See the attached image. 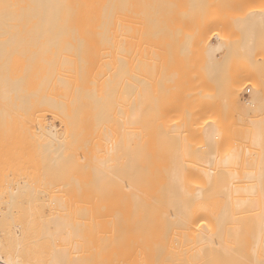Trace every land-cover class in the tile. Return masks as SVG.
Masks as SVG:
<instances>
[{
	"label": "rangeland",
	"instance_id": "rangeland-1",
	"mask_svg": "<svg viewBox=\"0 0 264 264\" xmlns=\"http://www.w3.org/2000/svg\"><path fill=\"white\" fill-rule=\"evenodd\" d=\"M125 31L122 116L126 131H137L147 157L140 174L148 177V192L141 196L162 202L156 213L189 215L197 232L172 231V245L188 246L189 264H264V100L260 109L243 110L252 92L246 94L248 83L237 101L229 97L247 69L256 67L264 76V0H127ZM79 93L83 102L74 112L77 136L67 162L52 139L43 138L42 146L34 142L32 151L18 105L0 107V184L5 189L9 179L20 181V190L12 186L14 196L0 204V236L23 255L41 258L40 264H49L54 255H73L78 243L95 251L88 249V231L80 224L92 198L91 114L88 91ZM49 123L57 136L63 132L64 124L44 112L31 133ZM206 123L217 128L215 145L205 138ZM174 170L182 173L177 181ZM248 172L252 178L245 177ZM245 185L254 188L250 197L241 189ZM111 188L104 189L110 199L104 206L118 200L121 185ZM97 246L100 255L110 248ZM114 253L122 255V264H140L143 255L156 251L123 247Z\"/></svg>",
	"mask_w": 264,
	"mask_h": 264
},
{
	"label": "bare ground",
	"instance_id": "bare-ground-1",
	"mask_svg": "<svg viewBox=\"0 0 264 264\" xmlns=\"http://www.w3.org/2000/svg\"><path fill=\"white\" fill-rule=\"evenodd\" d=\"M126 3L127 0H7L6 3L0 0V107L18 105V119L26 124L29 136L31 134L33 142L29 148L32 151L34 142L42 146L43 138L52 139L55 148L61 152L59 154L64 153L63 161L67 162L77 136L74 133V112L83 102L79 92L88 91L86 104L91 114V129L87 143L92 207L86 222L80 224L88 231L87 245L90 243L91 246L88 249L95 251L74 244L73 255L51 256L52 260L56 259L55 264H122V255L114 251L122 252L123 247L156 251L147 257L143 255L140 264H189L188 246L182 243L172 245V231L185 235L188 230H197L189 215L156 213L155 208L158 205L163 207L162 202L141 196L148 192L146 186L149 183L145 182L148 177L142 178L140 174L147 157H142L137 131L135 128L126 131L122 116ZM216 47L210 45L213 51ZM63 52L68 54L63 55ZM61 58L68 60L62 61ZM263 77L256 67L250 68L246 70L245 78L232 86L229 97L234 101L238 100V92L244 83L250 87L246 92L250 93L252 89L249 100L245 101L243 110H247L246 113L251 112L249 108L255 110L253 106L260 109L264 103ZM60 89L65 92L60 93ZM100 89L104 91L105 96L101 93L103 98ZM45 105H51V109H44ZM44 112L64 124L63 132L58 136L51 123L40 125L36 133H31L35 120ZM2 113L4 111L0 110V117L4 116ZM203 129L208 143L215 145L219 138L216 126L206 123ZM110 136L119 142H111ZM255 138L259 140V136ZM149 155L153 158L151 153L148 158ZM245 175L248 179L254 174L248 172ZM171 177L177 181L182 173L174 170ZM14 179L4 184L5 189L0 184V204L4 197L12 199L14 196L10 188L16 186L17 190L20 185V181ZM115 184L121 185L118 200L112 206H104L110 202L104 189L108 191ZM241 189L243 193L246 190L244 194L249 197L254 193L251 185ZM151 191L153 195L155 191ZM247 197L245 201L240 199L239 206L247 203ZM97 245L110 248L100 255ZM33 258L23 255L19 248L13 249L0 236V264L42 262L41 258L39 262ZM52 260L50 258L49 264H54Z\"/></svg>",
	"mask_w": 264,
	"mask_h": 264
},
{
	"label": "built area",
	"instance_id": "built-area-1",
	"mask_svg": "<svg viewBox=\"0 0 264 264\" xmlns=\"http://www.w3.org/2000/svg\"><path fill=\"white\" fill-rule=\"evenodd\" d=\"M246 94H248V92H246Z\"/></svg>",
	"mask_w": 264,
	"mask_h": 264
}]
</instances>
